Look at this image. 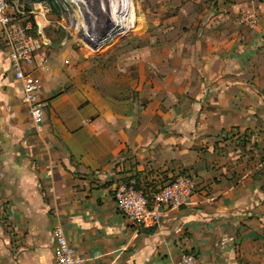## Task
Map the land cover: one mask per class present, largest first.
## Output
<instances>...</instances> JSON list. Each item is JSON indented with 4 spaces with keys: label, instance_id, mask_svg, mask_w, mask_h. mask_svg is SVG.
I'll return each mask as SVG.
<instances>
[{
    "label": "crops",
    "instance_id": "crops-1",
    "mask_svg": "<svg viewBox=\"0 0 264 264\" xmlns=\"http://www.w3.org/2000/svg\"><path fill=\"white\" fill-rule=\"evenodd\" d=\"M128 2L109 3L107 39L123 21L127 31ZM190 3L182 20L192 58L180 60L178 78L173 60L170 95L134 109L119 93L130 82L116 78L113 62L98 70L95 87L72 90L66 52L47 46L51 70H36L39 123L0 26V264H57L58 223L87 264H176L182 250L199 264H264V29L238 22L241 10L261 12L264 2ZM122 61L130 68L131 56ZM179 172L197 182L189 204L165 207L150 226L124 217L114 197L122 179L152 189Z\"/></svg>",
    "mask_w": 264,
    "mask_h": 264
},
{
    "label": "rangeland",
    "instance_id": "rangeland-1",
    "mask_svg": "<svg viewBox=\"0 0 264 264\" xmlns=\"http://www.w3.org/2000/svg\"><path fill=\"white\" fill-rule=\"evenodd\" d=\"M40 1H44L50 8V23L45 26L46 35L51 40L49 48L53 50L62 47L61 53L66 52L64 62L68 66V88L72 90L79 86L86 88L88 84L95 87L94 79L98 70H103L109 62H113L116 64V68L112 69L117 71L116 78L130 82L127 89L121 86V96L132 102L134 109L139 105L147 106L148 102L170 95L168 70H174L173 60H177L178 78L181 75L180 60L186 57L190 61L192 58L191 28L185 24L184 21L188 22L187 20H182L184 17L186 19L191 0H144L147 3L143 4L131 0L125 7V17L129 22L127 31L123 21L122 30L102 44L97 43L101 36L106 35V19L111 16L107 7L113 0H20L26 8L33 7ZM119 4L122 11L123 5ZM141 10L148 12V20L142 21ZM248 10L252 11L244 9L239 12V26L251 29L259 26L264 29V10H255L259 13V21L255 27L241 22V14ZM120 22L121 17L117 20L118 30ZM141 46H144L143 52ZM130 49L131 53L126 54ZM110 50L115 52L106 56L108 53H104ZM126 56L132 58L130 68H124L123 61L120 62ZM51 66L52 58L50 68L44 71H50ZM122 180L127 181L129 178Z\"/></svg>",
    "mask_w": 264,
    "mask_h": 264
},
{
    "label": "built area",
    "instance_id": "built-area-1",
    "mask_svg": "<svg viewBox=\"0 0 264 264\" xmlns=\"http://www.w3.org/2000/svg\"><path fill=\"white\" fill-rule=\"evenodd\" d=\"M49 10L43 1L26 8L20 0H0V26L10 67L15 78L22 81V100L36 123L42 121L45 108L44 101L38 95L41 83L36 70L39 67L49 69L51 60L44 50L51 41L45 32V26L50 23ZM258 21L256 11H244L241 14V22L248 26L255 27ZM6 110L14 116L11 105ZM196 189L194 176L179 172L164 185L152 189L136 187L122 180L114 189V197L125 218L138 226H150L162 217L165 207L189 204ZM52 233L57 264H87V259L70 244L61 224L54 225ZM176 264L199 262L193 252L182 250Z\"/></svg>",
    "mask_w": 264,
    "mask_h": 264
},
{
    "label": "bare ground",
    "instance_id": "bare-ground-1",
    "mask_svg": "<svg viewBox=\"0 0 264 264\" xmlns=\"http://www.w3.org/2000/svg\"><path fill=\"white\" fill-rule=\"evenodd\" d=\"M108 21H110V19H108ZM114 37V36H113ZM112 37V38H113ZM105 37L101 38L97 44H102L103 41H106V40H111L112 38H109V39H104Z\"/></svg>",
    "mask_w": 264,
    "mask_h": 264
},
{
    "label": "trees",
    "instance_id": "trees-1",
    "mask_svg": "<svg viewBox=\"0 0 264 264\" xmlns=\"http://www.w3.org/2000/svg\"><path fill=\"white\" fill-rule=\"evenodd\" d=\"M34 1H39V0H34ZM44 2V1H43ZM129 183H131V179H129V180H127ZM136 187H138V184H137V182H134L133 183Z\"/></svg>",
    "mask_w": 264,
    "mask_h": 264
}]
</instances>
